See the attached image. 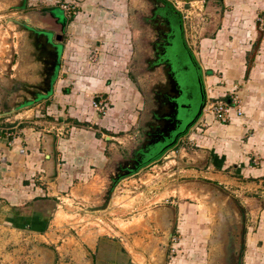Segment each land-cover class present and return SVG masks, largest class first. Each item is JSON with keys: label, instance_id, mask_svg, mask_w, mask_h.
Listing matches in <instances>:
<instances>
[{"label": "rangeland", "instance_id": "obj_1", "mask_svg": "<svg viewBox=\"0 0 264 264\" xmlns=\"http://www.w3.org/2000/svg\"><path fill=\"white\" fill-rule=\"evenodd\" d=\"M17 1L0 0V112H6L3 109L5 104L13 106L20 81L31 73L26 63L25 34L9 19H20L33 13L41 21L48 22V17L44 19L34 12L55 5L57 7L52 12L54 22L63 26L69 23L67 30L65 28L61 60L62 72L66 74H61L60 85H68L71 89L70 96L65 99L75 108L71 113L85 120L79 124L93 129L102 128L94 124L101 115L100 119L105 123L100 121V124L106 126L102 132L117 137V140L109 139L114 143L113 150L121 146L124 152H128V148L138 147L144 138L142 131L151 107L150 97H146L149 87L145 76L140 73L139 64L143 40L151 35L147 27L140 24V18L149 15L152 4L148 0H24V8H16ZM177 6L183 11L182 16H186L185 34L198 55L205 8L201 3H194L192 7L181 2ZM35 23L38 24L37 18ZM25 107L13 115L0 117V129L14 127L19 121L28 120L27 116L36 114L47 119L43 117L44 111L31 112V107ZM50 112L55 116L59 114ZM191 149L199 151L195 146ZM189 153L187 144L180 143L166 152L162 160L117 182L105 210L92 211L91 208L104 204L115 178L112 175L114 161L102 172H96L97 177L92 178V182L82 184L78 190L76 186H70L68 191L62 192L50 232L55 239L52 243L55 264H79L85 257L88 260L84 248L88 249L86 243L94 242L97 236L115 237L119 245H125L131 252L127 251L133 260L131 264H150V260L160 263L172 227V213L175 228L167 255L168 264H185L181 263L185 256L197 264H208L213 260L209 259V250L218 243L221 235L205 239L203 230L206 225H214L221 209L227 210L228 221L238 219L245 224L249 210L244 205V197L253 199L257 195L255 189H245L242 196H237L235 187L229 185L226 188L204 179L201 168L184 166L189 162ZM195 163L201 164L198 159ZM161 207L171 209L166 213V227L160 223L161 213L157 209ZM182 208L192 211L195 220L199 221L193 224L195 230L184 220H177ZM57 216L61 220L58 223ZM154 231H160V235ZM194 231L198 233L196 236ZM146 252L154 254L146 256ZM178 256L181 257L176 261Z\"/></svg>", "mask_w": 264, "mask_h": 264}, {"label": "crops", "instance_id": "obj_2", "mask_svg": "<svg viewBox=\"0 0 264 264\" xmlns=\"http://www.w3.org/2000/svg\"><path fill=\"white\" fill-rule=\"evenodd\" d=\"M168 1L182 15L177 3H201L205 8L196 55L204 72L207 100H227L230 92L238 88L243 101V116L234 115L227 124L212 115L201 116L180 141L190 150L189 162L203 159L200 172L204 179L226 188L235 187L237 196H242L245 189H255L257 195L253 199L244 197L249 211L242 238L238 219L228 221L227 210L219 211L213 226L206 225L205 239L221 235L209 250V259L213 260L208 264H264V0ZM45 7L49 10L57 6ZM61 68L47 100L27 106L31 112L44 111L47 119L36 114L14 127L0 129V264H48L47 250L55 249L50 232L62 192L70 186L78 190L82 184L92 182L96 172L108 167L123 149L119 146L113 150L114 143L109 139L117 137L102 132L106 126L100 124L105 123L101 115L94 124L102 128L79 124L85 120L73 116L71 109L75 108L65 101L71 89L60 85L61 74H66ZM50 111L59 114L55 116ZM194 146L199 151H192ZM158 212L160 223L166 227L169 211ZM193 215L182 208L177 220H184L191 228L199 222ZM58 220L57 216V223ZM154 232L160 235V231ZM115 239L97 236L94 242L86 243L94 264L133 262L131 252ZM182 259L181 263L197 264L186 256ZM79 264L89 262L85 257Z\"/></svg>", "mask_w": 264, "mask_h": 264}, {"label": "flooded vegetation", "instance_id": "obj_3", "mask_svg": "<svg viewBox=\"0 0 264 264\" xmlns=\"http://www.w3.org/2000/svg\"><path fill=\"white\" fill-rule=\"evenodd\" d=\"M148 1L152 4V8L148 16L140 18V24L147 27L151 36H146V39L143 40V53L141 54V62H139V64L141 65L140 73L145 76L147 86L149 87L146 97H150L151 107L147 111L148 118L144 124V130L142 131L144 133V138L142 139L141 144L138 147L132 146V149L128 148V152H124L123 148L119 156L114 158L115 160L112 165L114 171L112 175L115 176V178H118L119 181L136 175L152 163L162 160L164 154L169 151L168 149L159 157H155L151 161H146L148 160L147 152L152 145H156L155 143L159 138L158 136H160L158 133L159 129L157 128L158 131H156V128L153 127V124L157 122L155 120L157 117L156 113L159 111H162L164 115L175 113V109L172 112V108L169 107L173 101V95H179L180 99H182L181 104H184L183 102L186 101L187 97L192 98L194 101L193 110L195 113L201 106H203V114V110L208 101L204 84V72L196 52L188 42V38L185 34V22L181 12L178 11L168 0ZM22 5L21 8H24L25 1ZM52 12L53 9H41V11H35L34 13L41 14L42 18L45 19L46 17L51 16L53 14ZM61 25H59V30L48 27L38 29L29 26L36 32L47 33L50 36L51 42L58 46L60 53L59 69L62 66L63 33L66 28L65 25ZM35 53L37 54V52ZM58 73L59 70L52 87L53 91L55 82H57ZM23 87L29 89L27 86L20 84L18 87L20 89L16 93L18 94V97L15 99V102L23 100V96L20 93L21 88ZM27 96L29 97V95ZM46 100L47 99L45 98L42 101ZM13 106L9 107L5 104L3 109L4 111H10ZM178 122L177 125H180L181 123L179 122V124ZM138 132L140 133V131ZM183 137L184 136L179 137L176 144L177 146ZM143 152L146 153L144 154ZM130 170L132 173L128 174ZM122 172L127 175L122 176Z\"/></svg>", "mask_w": 264, "mask_h": 264}, {"label": "water", "instance_id": "obj_4", "mask_svg": "<svg viewBox=\"0 0 264 264\" xmlns=\"http://www.w3.org/2000/svg\"><path fill=\"white\" fill-rule=\"evenodd\" d=\"M24 0H18L16 3V8H21L23 6ZM14 8V7H13ZM36 18L38 19V24H36ZM47 18V17H46ZM49 21H41L36 14H28L21 16L20 19L14 18L9 19L13 25L17 26L21 32L25 34V45L27 50V66L30 68L31 73L30 76L24 78L21 82L23 86H27L29 89H25L24 87L21 88V94L23 96V100L19 102H15L13 108L10 111H6L4 113L0 112V117L8 116L14 114L18 109L22 107H27L29 105H34L43 99L47 98L51 95L53 91V84L57 77V72L59 70V48L50 40V36L44 32H36L34 29L30 28L29 26L36 27L38 29H43L45 27L53 28L55 30H59V24H56L53 20V15L49 16ZM35 20V21H33ZM37 52V54L35 53ZM29 95V97L27 96ZM44 97V98H43ZM182 98V97H181ZM172 103L169 107L172 108V112L175 109V113L163 114L162 111H159L156 117V121L153 124V127L159 129L158 133L160 136L156 141V145H152L148 153V160L151 161L155 157H159L163 154L166 150H170L177 146V142L180 136H185L189 130L196 125L198 120L202 114V107L195 113L193 110L194 108V101L192 98L187 97L184 104L182 103V99H180L179 95L172 96ZM181 123H179V122ZM177 122L180 125H177ZM144 154L146 152H143ZM203 160H200L201 164L187 162L184 166L186 167H193V168H204ZM136 170V169H133ZM132 173L131 170L128 174ZM127 175L122 172V176ZM113 184H111V189L107 192V195L104 198V204L99 207L91 208L92 211H101L105 210L113 196V188L119 182L118 178H114ZM230 197V195H228ZM159 209H167L171 212V209L166 207H161ZM238 212L240 209L238 208ZM171 215V214H170ZM176 218V215H175ZM244 223L238 222V228L240 230V237L242 238L244 232ZM174 228H175V219L174 214L172 213V227L170 232L167 236L166 246L164 255L162 257V261L160 263H155L150 260V264H168L167 262V255L170 248L171 241L173 240L174 235ZM242 235V236H241ZM242 240V239H241ZM48 264H55L56 254L52 249H48ZM86 254L89 255L88 262L89 264H94V258L92 254L88 251L87 248H84Z\"/></svg>", "mask_w": 264, "mask_h": 264}, {"label": "built area", "instance_id": "obj_5", "mask_svg": "<svg viewBox=\"0 0 264 264\" xmlns=\"http://www.w3.org/2000/svg\"><path fill=\"white\" fill-rule=\"evenodd\" d=\"M191 5L193 7V3ZM203 111L202 116L212 115L222 124L230 123L234 115L238 117L243 116V101L239 95L238 88L230 92L227 100L219 99L213 102L212 100H208Z\"/></svg>", "mask_w": 264, "mask_h": 264}]
</instances>
